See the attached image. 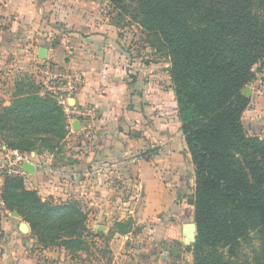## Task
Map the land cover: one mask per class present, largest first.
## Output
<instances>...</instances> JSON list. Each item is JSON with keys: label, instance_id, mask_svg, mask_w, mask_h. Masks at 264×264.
I'll return each instance as SVG.
<instances>
[{"label": "trees", "instance_id": "obj_1", "mask_svg": "<svg viewBox=\"0 0 264 264\" xmlns=\"http://www.w3.org/2000/svg\"><path fill=\"white\" fill-rule=\"evenodd\" d=\"M107 1L121 7L135 2L134 19L170 62L179 130L194 167V264H237L233 259L250 234L264 252V140L248 136L242 125L249 104L242 91L255 79L253 67L264 66V0ZM39 90L0 109L6 150H52L66 136L62 108ZM26 183L5 175L4 193L19 190L32 213L46 214V225L55 228L80 215L76 204L42 203ZM1 201L15 210L4 194ZM29 229L31 238L39 235V226L30 222Z\"/></svg>", "mask_w": 264, "mask_h": 264}, {"label": "crops", "instance_id": "obj_2", "mask_svg": "<svg viewBox=\"0 0 264 264\" xmlns=\"http://www.w3.org/2000/svg\"><path fill=\"white\" fill-rule=\"evenodd\" d=\"M106 3L105 0H0L2 106L10 104L17 75L22 71L37 72L45 66L55 72L78 75L77 90L69 105L73 109L93 108L97 117L95 121L89 118L79 121L78 131L72 128L75 119L68 122L71 133L87 138L83 152L74 155L77 162L73 166L57 169L52 180L45 179L51 172L36 167L33 175L25 176L26 185L53 190L57 178H76L80 173L92 178L95 171L104 174L107 163L114 161L109 167H118L116 174L127 182L131 181L128 177L133 171L138 191L135 198L144 196L145 203L139 210L149 218L144 225L151 223L148 229H153L154 239L159 243L181 241L184 231L190 228L188 225L194 224L192 200L185 192V177L191 170L194 178V167L179 130L176 101L168 88L170 78L166 71L159 72L160 64H126L117 29L104 17ZM42 48L46 50L44 59L39 58ZM164 79L166 83L161 82ZM246 90L249 104L242 115L243 128L247 135L264 140L261 71ZM153 148H160L158 157H154ZM139 153L146 160L130 162L129 158ZM7 155L0 146V168L5 165ZM67 181L62 180L64 184L57 190L70 186ZM96 189L107 193L105 187ZM100 209L93 213L96 220L93 223L103 227L100 231L106 234L112 227L108 220L116 215L115 210L122 217L126 212L132 213L133 208L123 203V207L108 204ZM11 213L5 211L0 218V264H39L27 247L34 243L29 227L26 233L21 232V218ZM141 264L160 261L148 256Z\"/></svg>", "mask_w": 264, "mask_h": 264}, {"label": "rangeland", "instance_id": "obj_3", "mask_svg": "<svg viewBox=\"0 0 264 264\" xmlns=\"http://www.w3.org/2000/svg\"><path fill=\"white\" fill-rule=\"evenodd\" d=\"M105 1L107 3L104 5V17L109 24L117 29L126 64L129 66L133 63L143 65L160 64L159 72L163 74L166 71L165 74L169 77L170 62L168 58L165 54L156 50L158 43L153 37L146 34L134 19L137 12L136 3L126 1L124 6L121 7L111 5L107 0ZM164 66L168 68L164 69ZM253 71L255 74L258 71L264 74V66L258 64L253 67ZM44 81L43 74L34 71H22L15 80L10 104L13 100L22 99L27 97L28 94L35 93L37 87H40L39 91L41 92L43 90L42 82ZM161 82L166 83V80H161ZM17 84L19 88L16 90ZM168 88H171L173 92L171 81ZM9 105L2 106L0 102V109ZM96 119L97 117L93 116L89 118V121H95ZM70 131L71 127L69 125L64 139L59 143L55 142L52 150L40 149L29 155L16 152L17 155L26 157L25 160L27 161L14 165L12 167L14 172L12 173L0 172V218L5 211L9 212L6 205L4 206L1 201V196L4 194L8 201V208L11 206L15 209L13 212L20 211L24 214L25 219L17 213V216L21 218V223L29 227V223L32 222L37 226V229L39 226V231H37L39 235L32 236L34 243H32L29 250L37 262L39 264H141L143 259L148 256H155L160 264H194L195 224H193L195 229L188 227V230L184 231L181 241H166L167 243L156 241L153 229H148L151 223L148 226L144 225L148 223L149 218L145 212L139 210L141 204L145 203L144 196L140 195V197L135 198L138 191L135 189L134 181L136 177H134L133 171H130L131 176L128 177V180L131 181L127 182L125 177L116 174L118 167H109V165L115 164L114 161L107 163L105 175L100 170L99 173L95 171L96 174L92 178L89 175L85 176L83 173L77 175L76 178L73 176H70L69 179L57 178L53 190L49 188H42V190L27 188L26 185V189L33 191L42 203L52 206L60 203H71L78 206L79 216H73V219L67 220L64 224L55 228L50 223L47 224L49 226L44 223L46 218L44 212L34 214L29 210L30 201L28 199L19 201L21 199L19 190H15L13 196L4 193L3 180L5 175H17L25 181L27 174L21 168L23 163H31L35 167L43 168L45 172H51L52 174L61 167L73 166L77 162L74 155L83 152L82 149L87 142V138L84 136L78 137ZM3 150L8 153L6 161L9 158L10 161L13 160L14 157L11 156L13 151L6 150L5 147H3ZM153 150L154 157H158L160 148H153ZM31 154H34V156H31ZM141 154H135L134 157L129 158L130 162L136 163L139 159L146 160L144 154ZM126 162L128 161L126 160ZM129 166L133 168L131 165ZM20 172H23V174H20ZM191 173V170H189L185 177V192L190 194L186 196L193 200L195 183ZM91 179L94 180L90 182V185L89 181ZM62 180H68V183L70 181V186L57 190L64 184ZM97 186L99 188L105 187L107 193L102 194L100 190L96 189ZM91 190L92 192H88ZM140 193H143V190ZM123 203L131 205L133 208L132 213L126 212L120 217L118 211L115 210L116 215L108 220L112 227L104 234L100 231L103 227L99 228L96 225L97 223H93L96 222L95 219L93 220V213L96 210L99 212L102 206L105 207L108 204L115 206L116 204V208H118L119 205L123 207ZM150 204L157 207L155 201H151ZM89 214H91L92 219H90ZM249 238L247 242L242 243L237 251V257L233 260L237 264H255L257 260L259 264H264V252L259 250L258 240L254 234H250ZM219 252L223 254L225 251L220 250Z\"/></svg>", "mask_w": 264, "mask_h": 264}, {"label": "built area", "instance_id": "obj_4", "mask_svg": "<svg viewBox=\"0 0 264 264\" xmlns=\"http://www.w3.org/2000/svg\"><path fill=\"white\" fill-rule=\"evenodd\" d=\"M43 67H40L43 68V70L37 69V73L43 74L45 77V81L42 82L43 90L40 94L43 95L46 93L52 96L56 100L57 104L62 108L68 122L71 119H75L78 122L80 120L85 121L87 118L94 116L93 108L73 109L69 105L70 101L73 99L74 93L77 90V84L79 81L78 75L55 72L50 70L48 67ZM11 156L14 157L13 160L10 161L9 158L5 165L0 168V172H6L7 174L12 173L14 172V168H12L14 165L27 161L25 160L26 157L19 156L16 152H11ZM20 174H23V172H20ZM27 247L30 249L32 244H28Z\"/></svg>", "mask_w": 264, "mask_h": 264}, {"label": "water", "instance_id": "obj_5", "mask_svg": "<svg viewBox=\"0 0 264 264\" xmlns=\"http://www.w3.org/2000/svg\"><path fill=\"white\" fill-rule=\"evenodd\" d=\"M45 55H46V50L43 48L40 49L39 50V58L44 59ZM242 94L244 96L248 97V93H247L246 89H244L242 91ZM72 128L75 131L79 130V122L77 120H75V122L73 123ZM31 156H34V154H31ZM21 168L27 175H33L36 172V167L31 163H23ZM11 215L16 217V218L18 217L16 212H12ZM190 228L195 229V227L193 225H191ZM20 230H21V232L26 233L27 232V226L25 224L21 223L20 224Z\"/></svg>", "mask_w": 264, "mask_h": 264}]
</instances>
